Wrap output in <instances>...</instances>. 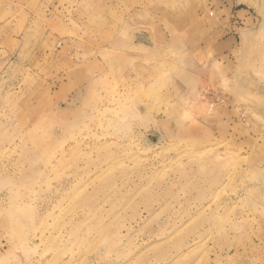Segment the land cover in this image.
<instances>
[{"label":"rangeland","instance_id":"1","mask_svg":"<svg viewBox=\"0 0 264 264\" xmlns=\"http://www.w3.org/2000/svg\"><path fill=\"white\" fill-rule=\"evenodd\" d=\"M255 181L264 0H0V264H264Z\"/></svg>","mask_w":264,"mask_h":264},{"label":"crops","instance_id":"2","mask_svg":"<svg viewBox=\"0 0 264 264\" xmlns=\"http://www.w3.org/2000/svg\"><path fill=\"white\" fill-rule=\"evenodd\" d=\"M255 183H256V181L255 182H252V184H250L249 187H254V188L258 189V190L260 189V191L263 192L264 191L263 184L262 183L255 184ZM254 188H252V190Z\"/></svg>","mask_w":264,"mask_h":264}]
</instances>
